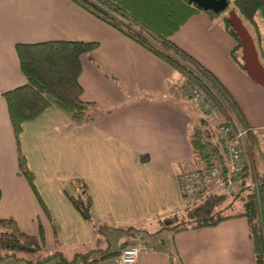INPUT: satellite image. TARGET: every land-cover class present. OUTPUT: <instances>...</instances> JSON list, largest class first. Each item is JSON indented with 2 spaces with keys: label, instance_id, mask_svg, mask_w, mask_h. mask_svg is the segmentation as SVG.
Masks as SVG:
<instances>
[{
  "label": "crops",
  "instance_id": "0c3cea01",
  "mask_svg": "<svg viewBox=\"0 0 264 264\" xmlns=\"http://www.w3.org/2000/svg\"><path fill=\"white\" fill-rule=\"evenodd\" d=\"M49 39L96 42L79 57L77 81L80 98L97 110L75 122L47 107L20 123L16 143L2 95L24 82L14 44ZM171 40L217 77L249 125L264 130V88L231 58L235 42L219 18L197 12ZM184 80L70 0H0V217L37 239L40 234L43 252L109 247L108 231L116 230L118 247L140 243L134 264H255L244 216L176 232L163 227L187 207L178 174L199 164L192 135L200 112ZM18 152L33 188L18 172ZM73 179L85 185L87 217L63 192L75 195ZM117 256L92 264H119Z\"/></svg>",
  "mask_w": 264,
  "mask_h": 264
},
{
  "label": "trees",
  "instance_id": "16d2710c",
  "mask_svg": "<svg viewBox=\"0 0 264 264\" xmlns=\"http://www.w3.org/2000/svg\"><path fill=\"white\" fill-rule=\"evenodd\" d=\"M70 1L169 63L183 75L185 90L190 85H196L210 99L211 104L228 119V122H232L230 113L236 118L240 127L245 130L247 148L258 147L260 129L249 125L240 105L217 77L171 40V35L190 16L200 11L206 12L211 18H219L223 28L233 38L235 45L230 56L242 68L239 39L233 34L227 22V15L223 14L227 8L215 14L210 10H203L188 0ZM227 2L228 8L234 9L246 29L250 32L252 28L255 48L260 62L264 65V35L260 34L257 20L258 18L264 20V0H227ZM95 46L94 41L62 39L14 44L18 67L24 82L4 91L2 95L15 142L20 123L32 119L50 106L60 109L75 122L92 118L97 105L80 98L81 88L77 77L80 73V55L89 52ZM187 97L190 99L188 94ZM198 109L200 116L196 119V123L209 128L214 134V127L204 118L199 107ZM192 144L198 154L200 144L194 140ZM17 168L32 187V174L19 152ZM243 177L244 183L240 189L212 193L198 203L185 207L181 213L173 214L163 220V227L176 232L188 228L212 226L231 216H244L252 237L255 264H264V173L252 175L245 161ZM71 183L78 189L75 195L72 196L63 187L62 189L70 203L81 213L80 210L83 207L87 209L89 205L85 185L76 179L71 180ZM237 200H241L242 203L238 211L223 213L226 208L233 209ZM40 239V234L37 239L21 231L12 218L0 217V264H40L48 261L50 264H92L109 260L118 254L119 248L127 245L121 243L113 250L109 247L83 246L79 249H71L69 255H66L59 248L43 252L39 246ZM37 250L40 252L35 256Z\"/></svg>",
  "mask_w": 264,
  "mask_h": 264
},
{
  "label": "built area",
  "instance_id": "2783aa9c",
  "mask_svg": "<svg viewBox=\"0 0 264 264\" xmlns=\"http://www.w3.org/2000/svg\"><path fill=\"white\" fill-rule=\"evenodd\" d=\"M192 102L200 108L204 118L214 127V134L204 125H196L192 139L201 146L199 164L180 172L177 176L180 195L185 206L198 203L206 196L223 190L240 189L244 183L243 145L245 130L236 118L232 122L211 104L210 99L196 85L186 89ZM256 181L253 178V184ZM140 250L138 241L119 249V264H134Z\"/></svg>",
  "mask_w": 264,
  "mask_h": 264
},
{
  "label": "water",
  "instance_id": "95a60500",
  "mask_svg": "<svg viewBox=\"0 0 264 264\" xmlns=\"http://www.w3.org/2000/svg\"><path fill=\"white\" fill-rule=\"evenodd\" d=\"M203 10H210L217 14L228 8L227 0H188ZM233 34L238 37L240 45V59L242 68L248 77L256 84L264 88V65L260 62L255 44L250 32L246 29L233 8H230L226 16ZM81 215L88 216L86 208H82Z\"/></svg>",
  "mask_w": 264,
  "mask_h": 264
},
{
  "label": "rangeland",
  "instance_id": "374dc122",
  "mask_svg": "<svg viewBox=\"0 0 264 264\" xmlns=\"http://www.w3.org/2000/svg\"><path fill=\"white\" fill-rule=\"evenodd\" d=\"M229 9L230 8H227L223 14L227 15V12ZM257 20H258L260 34L264 35V20H261L260 18H258ZM250 34L251 36L254 35L252 28H250ZM252 37H255V36H252ZM258 137H259V144L257 148L248 149L246 144L243 145L244 160L249 165L250 173L252 175L256 173H260L261 171H263L264 173V130L262 131L259 130ZM241 204H242L241 200H237L234 202L233 209L226 208L223 210V213L238 211L240 209ZM120 234H121L120 231H116V230L108 231L107 236H108V243H109L110 250H113L114 248L117 247L120 241ZM39 252L40 251L37 250L35 252V256H38ZM40 264H47V263H40Z\"/></svg>",
  "mask_w": 264,
  "mask_h": 264
}]
</instances>
